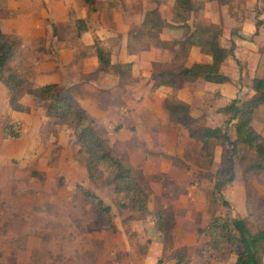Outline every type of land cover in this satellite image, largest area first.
Listing matches in <instances>:
<instances>
[{"label": "rangeland", "instance_id": "374dc122", "mask_svg": "<svg viewBox=\"0 0 264 264\" xmlns=\"http://www.w3.org/2000/svg\"><path fill=\"white\" fill-rule=\"evenodd\" d=\"M132 1L133 12L141 15L143 1ZM68 10L67 20L60 22L54 37L59 44L64 39L60 47L63 58L70 61L55 71L73 95L78 93L83 103H88L93 124L108 141L112 154L129 161L149 194L150 213L141 218L119 208L117 196L102 179H89L86 154L75 142L72 129L45 116V102H26L25 98H33L29 94H23L22 103L18 102L23 95L11 103L0 82V264H230L238 247L224 244L220 250H201L207 239L197 233V228L223 215L245 218L253 231L264 227V172L247 169L251 153L240 146L233 157L234 178L221 187L220 196L228 203L223 204L213 184L217 176L230 173L229 147L215 144L212 165L207 166L200 155V141L189 135L186 126L198 129L221 124L225 117L214 113L215 106L225 104L235 93L242 98L249 95V78L264 76V67L244 70L238 63L235 67L225 65L228 74H240L235 86L230 87L215 88L188 79H181L177 88L150 85L153 80L149 75L156 67L177 70L193 58L202 60L206 56L198 44L194 45L202 53L183 50L176 43L179 37L156 46L155 39L142 29L132 28L127 45L133 54L127 56L134 59L135 77L126 80L124 76L119 82L108 71L93 84L89 80L94 79V70L86 73L83 67L92 66L94 40L106 46H116V40L108 35L100 40L93 30L81 40L76 36L74 20L87 18L93 29L97 20L81 0H69ZM100 11L109 16L112 10L100 5ZM2 24L8 26V19ZM20 26L24 29L23 22ZM55 46L51 42V47ZM25 48L17 51L10 65L32 86H38L34 81L41 82L45 76H36L29 65L36 53ZM115 56L118 60L117 52ZM49 68L43 72L48 73ZM70 82L75 83L68 86ZM168 95L188 103L189 116L180 118L169 113L163 106ZM260 106L255 127L264 136V104ZM7 122L20 124L18 137L3 135L1 129ZM76 184L87 187L110 205L111 227L102 224L91 203L76 190ZM157 212L163 213L162 220L155 217Z\"/></svg>", "mask_w": 264, "mask_h": 264}, {"label": "trees", "instance_id": "16d2710c", "mask_svg": "<svg viewBox=\"0 0 264 264\" xmlns=\"http://www.w3.org/2000/svg\"><path fill=\"white\" fill-rule=\"evenodd\" d=\"M81 1L89 12L93 13L98 10L97 0ZM193 8V0H174L171 9L173 23L166 24L162 20L159 10L154 7L145 13L141 29L149 38L155 39L156 46L166 43V40L159 38V32L163 27L172 28L180 34L183 32L178 36L180 39L176 43L185 49L198 44L204 52L211 56V61H194L189 65L180 66L177 70L156 67L150 74L153 85L177 88L181 86V79H201L214 84H225L230 81L220 68L224 61L234 54V38H230L228 47L222 46L220 44V27L211 23H196L194 29L190 31L186 19ZM261 23V20H256V32ZM52 27L53 34H56V24L53 23ZM74 27L76 36L79 37L88 30L87 20H74ZM240 37L246 38L245 36ZM19 44V39L5 33L0 25V82L7 89L10 102L14 103L23 94L31 95L36 102H45L44 115L57 119L72 129L75 142L82 147L86 154L85 166L89 179H102L103 184L109 186L117 196L116 203L119 208L130 210L144 218L150 213L149 194L133 173L129 161L112 154L108 141L97 131L92 118L75 99L68 87L60 86L57 83L32 86L21 73L12 68L10 62L14 59ZM94 50L97 67L91 78H97L103 72L111 71L118 77L119 82L124 81L122 80L124 76L127 77L126 80L132 79L131 62L112 63L110 53L95 40ZM248 83L247 88L251 90V94L243 98L235 96L225 104L215 106L214 113L222 114L225 117L221 124L205 125L198 129L186 126L189 135L197 137L200 141V155L207 162V166L212 165L215 144L229 147L230 173L225 177L217 176L213 184V191L219 196L221 187L234 178L233 157L238 154L240 146L246 147L251 153L247 169L264 172V136L253 124L255 110L260 104H264V77H250ZM163 106L169 113L179 115L180 118L183 115L189 116L190 113L189 104L175 96H166L163 99ZM19 132L20 124L18 123L7 122L2 127V133L6 137L16 138L19 136ZM75 188L91 203L100 215L102 224L111 227L113 222L110 217V205L105 204L97 194L82 184H76ZM220 199L223 204H228L221 196ZM155 217L162 220L164 215L162 212H157ZM197 233L207 239L201 250L205 251L208 248L220 250L224 244L238 247L236 258L230 264H264L262 261L264 227L253 231L245 218L230 215L214 216L205 227L197 228Z\"/></svg>", "mask_w": 264, "mask_h": 264}, {"label": "crops", "instance_id": "0c3cea01", "mask_svg": "<svg viewBox=\"0 0 264 264\" xmlns=\"http://www.w3.org/2000/svg\"><path fill=\"white\" fill-rule=\"evenodd\" d=\"M3 1L4 2H0V25L2 30L5 33L14 35L19 39L20 44L18 46L17 51L21 50L22 48L29 47V51L32 54L36 53V56L29 61V65L31 66L32 69L35 70L36 76H40V77L45 76V80H42L41 82L36 80L34 82L38 86L45 83H57L60 86H64L66 82L61 83V77L58 74L59 72L55 71V69L59 66L62 67V64L64 63L65 65L66 63L68 64L70 60L69 58L66 59L63 58L64 52L60 47V45H62L63 47V43L65 41L64 39H62V43L59 44V42L57 41L58 38L54 37L52 24L53 23L56 24V28H58L60 22L67 20L68 11H69L68 10L69 0H3ZM116 1H119L118 2L119 5ZM141 1H143L142 7L144 9H143V13L141 15H138L139 12L138 13L133 12L132 3L134 2L132 0H97L98 10L92 13L95 19L97 20L96 23L97 25L93 29L90 27V23L88 24L87 21L88 30L80 35V39L82 40L84 39V36H86L88 33L90 34L89 30L90 31L93 30L94 34L100 40L105 39L104 38L105 35L106 36L108 35L109 37L113 36L111 40H116V46L113 44L111 46H106L102 43V41H101V46L110 53V59L112 63H115V61L121 63L131 62L132 63L131 75L133 77H135L132 72V68L134 66L133 65L134 59L129 58V56H127V53H129L128 45H127L129 31L132 28L141 29V25L145 13L154 7H156L159 10L161 18L164 21V23L166 24L173 23L171 9L174 0H161L158 2L157 0H152V1L141 0ZM193 3H194V8L191 9L186 19V23L189 25L190 31L194 29L196 23H205V24L211 23L218 25L220 27L221 30L220 44L222 46L228 47L230 44L231 37L234 38V42H235L233 56L228 57L220 68L221 72L225 73V75L229 77L230 81L228 83L214 84L203 81L201 79H196V80H201L207 84H211L215 88L220 87V85H224L226 87L228 85L230 87V86H235V84L239 80L240 74L238 73L235 74L234 76L228 74L224 70L225 65H232L233 67H235L237 66L236 63H238L241 65V67H243L244 70H256L259 69L261 66L264 67V57L262 56V54L264 53V0H193ZM100 5L106 7V9L110 8V10H112L109 16H105L100 11ZM164 9H167V14L162 15ZM122 11L123 13H120ZM6 19H8L9 21L8 26L2 24V21ZM79 19L87 20V18H83V17ZM257 19L261 20L262 23L260 24V26L258 27V31L256 32L255 22ZM106 21H110L112 22V24L106 25L105 23ZM22 22L24 23L23 26L24 29H22L20 26ZM181 34L178 33V31L165 26L159 32V38L168 41L172 37H178ZM240 36H245L246 38H241ZM51 42L52 44L57 46L51 47ZM85 44L88 45L89 42L86 41ZM197 47L198 46L196 45H192L191 47H189L190 52L197 50L200 53H202V51L200 50L201 47L199 46L200 49ZM158 48L164 50L166 49L162 47H158ZM24 50H27V48H25ZM116 52L119 55L118 60H117V56H115ZM203 53H205L206 58L202 60L193 58L189 64H191L194 61L210 62L211 56L208 55L206 52ZM129 54L131 55L133 53L130 52ZM91 60H92L91 67H87V66L83 67V71L86 73L95 70V68L97 67V60L95 53L91 55ZM46 68H49L48 73L43 72V70H45ZM111 75L114 74L111 73ZM243 75L244 74H242L241 76L244 77ZM253 76L255 75H252L251 77ZM256 76H260V75H256ZM114 77L117 79L115 75ZM260 77H264V76H260ZM89 82L93 84L99 83L97 78L90 79ZM74 83L75 82H70L68 86L73 85ZM149 83L150 85H153V81H149ZM160 86H164V85H160ZM91 88H93V86H91ZM222 90L223 88H221L220 90L221 97L224 96ZM238 90H239V86L236 88L237 92ZM251 93L252 92L250 90L249 94ZM234 95L230 97V99L235 97ZM30 96L28 95V97ZM74 97L79 102V104L85 109L87 114L90 116L91 113L90 110L88 109L89 107L88 103L87 102L83 103L82 97H80L78 93H74ZM22 99H24V95L20 97L18 103H22ZM25 100L26 102L28 101H31V103L35 102L33 98H25ZM228 101L229 100H227V102ZM261 107L262 106L257 108L254 112V116H253L254 125H256L255 118L257 112L262 111ZM262 117L264 118V113L262 114ZM137 263L139 262L137 261Z\"/></svg>", "mask_w": 264, "mask_h": 264}]
</instances>
